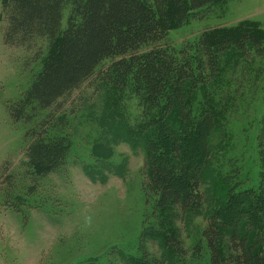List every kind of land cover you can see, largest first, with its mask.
Instances as JSON below:
<instances>
[{
  "label": "rangeland",
  "instance_id": "rangeland-1",
  "mask_svg": "<svg viewBox=\"0 0 264 264\" xmlns=\"http://www.w3.org/2000/svg\"><path fill=\"white\" fill-rule=\"evenodd\" d=\"M6 1L0 0V168L7 162L0 173V264H209L202 233L211 215L227 225L242 217L259 234L264 255V55L250 45L224 54L175 121L144 103L143 93L99 87V78L62 109L41 111L29 90L56 49L44 41L5 47ZM69 15L66 6L62 30ZM237 33L254 36L264 49V0H215L187 11L160 47L178 50L201 36ZM17 112L16 123L10 115ZM181 121L187 128L179 134L178 161L199 175L196 189L189 176H175L197 203L185 212L157 207L145 166L147 140L156 155H173L167 130Z\"/></svg>",
  "mask_w": 264,
  "mask_h": 264
},
{
  "label": "trees",
  "instance_id": "trees-1",
  "mask_svg": "<svg viewBox=\"0 0 264 264\" xmlns=\"http://www.w3.org/2000/svg\"><path fill=\"white\" fill-rule=\"evenodd\" d=\"M214 1L7 0L2 6V43L8 48H30L44 41L56 49L57 57L45 63L29 90L41 111L62 109L74 92L99 78V87L103 82L143 93L144 103L175 121L176 111L185 109L190 93L216 75L224 54L232 50L245 53L250 45L258 56L264 55L261 43L248 33L221 39L201 36L194 44L178 50L160 47L173 24L182 25L187 11H198ZM66 6L70 7V15L62 30ZM146 47L151 50L143 54ZM104 66V73H97ZM10 118L17 123L22 116L17 112ZM176 125L168 130L165 127L172 135L173 155H156L154 141L147 140L145 166L148 186L158 197L157 207H177L185 212L196 208L197 203L190 193L181 191L175 176H189L196 189L199 175L178 161L179 134L183 127V135L187 127L182 121ZM6 163L0 173L7 169ZM242 224L240 216L228 225L210 216L202 233L209 264H264L259 234L253 226Z\"/></svg>",
  "mask_w": 264,
  "mask_h": 264
}]
</instances>
